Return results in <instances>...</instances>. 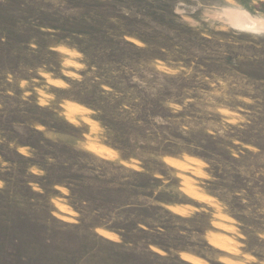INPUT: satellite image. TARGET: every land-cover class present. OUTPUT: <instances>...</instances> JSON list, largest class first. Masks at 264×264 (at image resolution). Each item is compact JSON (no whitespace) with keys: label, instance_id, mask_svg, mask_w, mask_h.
I'll list each match as a JSON object with an SVG mask.
<instances>
[{"label":"rangeland","instance_id":"1","mask_svg":"<svg viewBox=\"0 0 264 264\" xmlns=\"http://www.w3.org/2000/svg\"><path fill=\"white\" fill-rule=\"evenodd\" d=\"M0 264H264V0H0Z\"/></svg>","mask_w":264,"mask_h":264},{"label":"trees","instance_id":"2","mask_svg":"<svg viewBox=\"0 0 264 264\" xmlns=\"http://www.w3.org/2000/svg\"><path fill=\"white\" fill-rule=\"evenodd\" d=\"M137 2L139 1V2H141V0H136ZM151 21H154V24H155V16L154 15H148L147 16ZM153 17V18H152ZM129 22H133V23H137V21H130L129 20ZM139 22H141V21H139ZM152 23V22H151ZM146 29H148V27H146ZM128 32V31H127ZM128 34L130 35V36H134V35H137V37L140 39V40H142L143 42H145V43H147L148 42V40H147V38L144 36V35H138L137 33H133V32H128Z\"/></svg>","mask_w":264,"mask_h":264},{"label":"bare ground","instance_id":"3","mask_svg":"<svg viewBox=\"0 0 264 264\" xmlns=\"http://www.w3.org/2000/svg\"><path fill=\"white\" fill-rule=\"evenodd\" d=\"M192 261L198 262V259H196L195 257H191Z\"/></svg>","mask_w":264,"mask_h":264}]
</instances>
